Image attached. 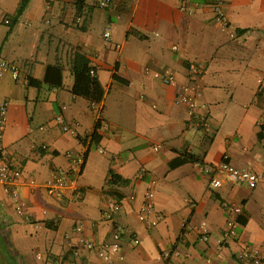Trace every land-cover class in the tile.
<instances>
[{
  "label": "crops",
  "instance_id": "1",
  "mask_svg": "<svg viewBox=\"0 0 264 264\" xmlns=\"http://www.w3.org/2000/svg\"><path fill=\"white\" fill-rule=\"evenodd\" d=\"M23 1L0 0V62L19 71L17 80L0 76L2 146L22 174L17 201L0 184V264H165L166 251L172 264H250L236 257L245 248L264 264V0H224L228 29L215 21L213 0H111L107 9L99 0H29L17 18ZM77 53L96 69L99 105L72 94ZM192 78L198 106L190 115L177 98ZM68 153L84 157L77 187L50 195L53 175L69 170ZM223 161L259 174L260 183L211 190L202 167ZM110 171L127 184L120 211L106 221ZM153 181L163 219L149 227L138 212ZM228 206L240 210L234 243L223 237ZM115 230L120 252L111 261L86 249Z\"/></svg>",
  "mask_w": 264,
  "mask_h": 264
},
{
  "label": "built area",
  "instance_id": "2",
  "mask_svg": "<svg viewBox=\"0 0 264 264\" xmlns=\"http://www.w3.org/2000/svg\"><path fill=\"white\" fill-rule=\"evenodd\" d=\"M178 4H181L182 7L187 0H172ZM111 0H99L98 6L102 9L109 8ZM224 9V0H213L212 10L215 14V21L222 26L224 29L230 27L229 21L225 16L223 11ZM191 14V11L189 12ZM81 19H77V23H80ZM6 24H9V20L5 21ZM105 38L110 37L109 33H106ZM174 50H177V47H173ZM0 76L4 72H9L14 80L19 78L18 68L14 64L6 63L5 61L0 62ZM197 75V69L194 70ZM90 75L95 76V72L91 71ZM154 78L159 80L164 85H173L175 84V77L172 74L164 75L158 72L153 74ZM193 85L182 86L177 98V102L185 104L188 107L189 114L193 115L194 110L197 108L198 104L196 103V97L198 92V86L195 84V78H192ZM95 106V105H93ZM204 108V106H203ZM8 113V104L3 103L0 105V184L3 186L4 190L12 196V198L17 201V183L21 179V171L15 168H12L10 164L5 159L6 151L2 146V138L5 131V125L7 121ZM55 122L59 125L62 130L66 133H70L75 136V130L70 128L62 115H58L55 118ZM157 151V148H155ZM66 157L69 161V170L67 173H56L53 175L51 183L46 186L47 192L50 195H59L62 192L67 190H75L76 181L82 173L84 166V157L80 155H72L70 153L66 154ZM203 173L208 177V184L211 190H217L222 187L223 184H235L243 185L250 189H255L261 181V176L255 172L249 170H242L235 168L231 164L223 161L217 166L206 165L202 167ZM155 182L150 183V187L146 192L145 200L142 203L139 212L138 220L142 223L147 224L149 227H155L163 219V215L156 211L154 203V189L153 185ZM228 210L232 217L226 223V230L224 232V241L234 243L237 238L236 231V216L239 213V209L235 207L228 206ZM18 213H21V208H17ZM120 211V205H114L111 207H105L102 211V217L106 221H111L113 216ZM80 231V228L78 229ZM203 240L207 241L208 236L203 235ZM120 241L121 234L120 231L115 230L111 236V240L107 241L101 245H97L94 242H84V245L89 251H97L100 257L106 261H111L112 256L120 252ZM172 252H164L162 254V259L165 264H172L170 261ZM237 260L241 262H248L250 264H261L263 258L260 256L259 252L251 248H245L237 256Z\"/></svg>",
  "mask_w": 264,
  "mask_h": 264
},
{
  "label": "trees",
  "instance_id": "3",
  "mask_svg": "<svg viewBox=\"0 0 264 264\" xmlns=\"http://www.w3.org/2000/svg\"><path fill=\"white\" fill-rule=\"evenodd\" d=\"M81 0H78L80 2ZM29 0H25L20 4V7L17 12V18L22 15L24 12ZM79 4V3H78ZM83 7H77V14H82ZM15 24V22L13 23ZM52 67H47L44 82L47 83V75ZM94 71L95 76L92 77L90 72ZM48 72V73H47ZM72 74L74 77V86L72 89V94L88 100L92 105H99L104 98V90L99 84L96 76V69L92 68L89 65L88 59L83 54H76L72 66ZM116 79V78H115ZM32 86L37 85L34 81H30ZM100 128V121L96 123L95 131L92 134V140L94 142L98 141L97 130ZM185 161L196 163L192 156L184 157ZM127 182L123 180L120 176L115 174L113 171L109 172V178L106 183V191L104 195L114 201V205H119L122 200L121 190H119L123 185H126ZM244 224V222H242Z\"/></svg>",
  "mask_w": 264,
  "mask_h": 264
}]
</instances>
